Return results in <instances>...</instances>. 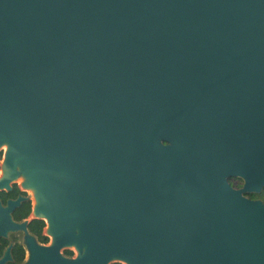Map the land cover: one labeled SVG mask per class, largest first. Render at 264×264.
Here are the masks:
<instances>
[{
	"label": "water",
	"instance_id": "95a60500",
	"mask_svg": "<svg viewBox=\"0 0 264 264\" xmlns=\"http://www.w3.org/2000/svg\"><path fill=\"white\" fill-rule=\"evenodd\" d=\"M6 137L127 249L264 264V0H0Z\"/></svg>",
	"mask_w": 264,
	"mask_h": 264
},
{
	"label": "flooded vegetation",
	"instance_id": "af4514ba",
	"mask_svg": "<svg viewBox=\"0 0 264 264\" xmlns=\"http://www.w3.org/2000/svg\"><path fill=\"white\" fill-rule=\"evenodd\" d=\"M12 148L13 139H0V264H169L167 252L127 249L119 236L95 233L87 209L61 216Z\"/></svg>",
	"mask_w": 264,
	"mask_h": 264
},
{
	"label": "trees",
	"instance_id": "16d2710c",
	"mask_svg": "<svg viewBox=\"0 0 264 264\" xmlns=\"http://www.w3.org/2000/svg\"><path fill=\"white\" fill-rule=\"evenodd\" d=\"M238 180L240 182L239 185H242L243 184L242 180H240V179H238ZM248 196L251 198H254V199H262L264 201V189L260 193L249 194Z\"/></svg>",
	"mask_w": 264,
	"mask_h": 264
}]
</instances>
